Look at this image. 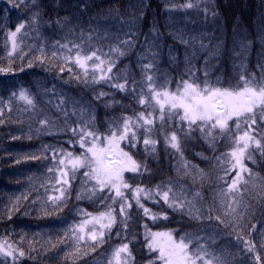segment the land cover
Returning a JSON list of instances; mask_svg holds the SVG:
<instances>
[{"label": "trees", "instance_id": "trees-1", "mask_svg": "<svg viewBox=\"0 0 264 264\" xmlns=\"http://www.w3.org/2000/svg\"><path fill=\"white\" fill-rule=\"evenodd\" d=\"M183 2L184 0H173L174 4ZM37 3L42 7L43 15L35 26L37 30L33 31V28L27 25L30 12L24 6L13 8L7 0H0V68L10 69L7 72H0V111H2L0 115V242L7 241L11 245L9 250H15L13 256L5 257L0 253V264H107L109 260L114 262L113 252L123 243L129 244L134 258V262L130 258V264H149L150 260H155L158 256V253L150 252L147 247L145 237L150 236L152 232H171L178 241L186 234H190L195 240L192 247L203 244L209 252L222 256L226 264H255L253 254L245 251L243 240L238 237L251 239L257 244V250L260 242L264 240V191L259 187L264 181H257L255 189L251 184L240 185L242 188L247 187L248 191L243 193L242 199L237 195L239 207L235 203L232 204L236 212L224 215L225 209L219 192L225 185L218 179L224 176V172L221 167H217L215 157L230 150L232 145L227 139L218 144L215 153L208 149L203 140L185 142V158L206 173L202 181L197 179L193 182L191 178L177 174V159L170 155L174 150L165 147L162 133L157 134L160 143L156 146L154 154L146 153L142 142L131 149L134 159L145 161L149 171L144 172L143 175L130 172L124 174L133 186L139 185L153 191L157 185H167L171 182L178 186L174 188L178 195L179 186H183L188 193L199 192L203 199L197 206H202L205 211L213 209L211 214L214 217L220 215L224 223L215 219L194 221L186 214V209L173 210L159 197L156 198V202L142 199L144 207L149 210L148 214H145L144 209L132 198L130 191L124 189L132 207L126 208V215H121L119 203L112 205L115 208L113 215L116 216V223L110 233L107 229L103 230L106 242L92 251L90 247L92 242L87 238L80 242L70 238V230L75 229L84 220L108 211L106 205L111 204V200L100 203L96 199H89L86 193L84 198L77 199V195L82 192L81 181L84 178L80 172L83 170L77 171L73 179L71 166L59 165L52 159L55 151L56 160L65 159L68 165L66 153L80 155L84 152L77 137L71 131L72 128L79 131L78 117L70 115L65 124L64 117L56 106L60 100H66L67 111L71 113L73 101L79 102V105L86 109L85 120L88 115H94L95 128L105 135L110 121L118 119L121 115L131 116L141 106L132 96L111 88L104 82L84 83L83 76L80 80L75 79L73 73H80L81 70L74 64L68 65L65 61L67 49L61 48L57 41L67 43L72 40L85 47H102L104 52H108L109 41H98L95 39L96 33L93 32V40L89 45L86 43L88 33L92 28H98L101 33L107 30L112 34L119 31L122 25L114 19H104L102 16L95 20L91 18L108 8L125 9L130 3L138 4L139 0H59L58 4L57 0H37ZM77 4L80 5L79 8L76 7ZM84 4H88L89 7L84 8ZM145 4L147 7L144 9L143 32L148 31L149 24L154 18L162 32L167 26L174 30L184 29L188 34L203 31L212 34L214 38L225 39L224 54L218 64L214 62L210 70V79L213 82L219 77L222 82L234 84L238 72L244 71L243 68L233 65L230 53L227 51L232 46V29L238 17L239 27L246 29L245 42L251 41V47L244 61L245 66L250 72H259L256 65L260 59L259 54L264 50V44L261 43L264 38V27H262L264 6L261 0H214L213 6L220 14V18L216 21L210 15L205 21L203 12L197 14L194 9L188 10L190 15H186L182 10L166 11V8L171 7L167 0H145ZM57 13L60 17L66 15L72 17V24L78 25L74 34L69 33L66 27L61 28L59 25L46 23L55 20ZM21 22L26 23V28L17 35L20 47L9 56L8 52L11 51L12 46L8 34ZM81 29L84 31L83 39L80 37ZM24 31L28 34L24 35ZM169 45L173 47L178 63L170 64ZM54 51L55 56L52 55ZM184 51L185 46L167 37L165 32L159 66L161 73H166L169 80L173 81L169 85L172 89L175 88V82H178L180 74L185 71ZM235 59L238 65L241 58ZM29 63L32 64L31 67L28 66ZM126 64L131 65L132 73L139 80L140 71L136 67L135 56L120 60L118 67L123 68ZM69 66L73 69L72 73L68 71ZM196 66L202 69L203 61L197 60ZM60 67H64L65 70L60 72ZM116 71L117 69L114 68L113 73L115 74ZM197 75L203 78L202 71L197 72ZM21 91H25L33 99L34 107L19 99ZM101 91L108 95L98 100L96 96ZM13 93L16 95L14 96ZM88 109L91 111L89 112ZM45 118L53 123L42 125L41 121ZM171 123L169 122V128ZM37 129L40 131L38 132ZM49 131L51 134H46ZM29 136L31 139H28ZM14 137L19 138L14 139ZM44 146H50L46 152L47 159L27 161L22 159L25 154L39 153ZM121 146L128 150L126 142ZM60 149L64 152L61 153ZM198 152H202L208 159L196 155ZM18 159L20 163H17ZM254 159L255 163L245 160V164L257 177H264V157L255 152ZM50 167L53 168L52 172L47 170ZM58 168L67 171L68 176L60 177ZM234 175L233 172L227 178L229 182ZM245 177H248L247 173ZM64 179L69 183H57V180ZM61 188L66 189L70 195L66 202L62 201L65 204L62 210L52 211L53 204L48 197L59 196L58 190ZM119 199L116 198L117 201ZM224 202L232 203L229 200ZM88 213L91 216L86 215ZM153 215L157 218L153 219ZM65 233L69 235L66 237ZM77 243L81 249L78 254L75 252ZM20 250L24 251L23 256L19 255ZM157 264L160 262L157 261Z\"/></svg>", "mask_w": 264, "mask_h": 264}, {"label": "snow or ice", "instance_id": "snow-or-ice-1", "mask_svg": "<svg viewBox=\"0 0 264 264\" xmlns=\"http://www.w3.org/2000/svg\"><path fill=\"white\" fill-rule=\"evenodd\" d=\"M213 2L214 0H184L183 3L174 4L173 0H167L171 7L166 8V11L182 10L186 15H190L188 10L194 9L197 14L203 12L205 21L209 15L216 21L220 18V14L213 6ZM7 3L13 8L24 6L30 12L27 25L32 27L33 31L37 30L35 26L43 15L42 7L37 3V0H7ZM58 3L59 0H57ZM261 4L264 6V0H261ZM83 6L84 8L89 7L88 4ZM76 7L79 8L80 5L77 4ZM146 7L145 0H139L138 4L130 3L125 9L108 8L91 18L95 20L102 16L104 19H114L122 25L119 31L112 34L107 30L101 33L98 28H92L88 33L86 43L89 45L93 40V32L96 33L95 39L98 41H109L108 52H104L102 47H85L72 40L67 43L57 41L61 48L67 49L65 61L68 65L74 64L81 70L80 73H73L75 79L80 80L83 76L84 83L89 81L92 83L104 82L109 87L132 96L141 106L131 116L121 115L118 119L110 121L106 135L95 128L94 115H88L85 120L86 109L79 105V102L73 101L71 113L67 111L66 100H60L56 106L64 117L65 124H67L70 115L78 117L79 131L76 128H72L71 131L77 137L80 148L84 149V152L80 155H74L72 152L66 153L73 179L77 171L83 170L80 172L84 178L81 181L82 192L76 198L82 199L86 193L89 199H96L100 203L111 200V204L106 205L108 211L101 212L99 216L92 217L90 220L86 219L75 229L70 230V238L73 241H85L86 238L91 241L92 251L106 242L103 230L107 229L110 233L116 223V216L113 215L115 208L112 205L119 203L121 215H126V208L132 207L124 189L130 191L132 198L135 199L139 207L144 209L145 214H148L149 210L144 207L142 199L156 202V198L159 197L173 210L184 211L186 209V214L194 221L215 219L224 223L220 215L214 217L211 214L213 209L205 211L202 206H197L198 202L203 199L199 192L188 193L183 186H179L178 195L174 191V188L178 186L171 182L167 185H157L153 191L139 185L133 186L125 178L126 172L143 175L144 172L149 171L145 161L134 159L131 149L142 142L145 152L150 155L154 154L156 146L160 143L157 138L159 133L163 134L165 147L174 150L170 155L177 159V174L181 177H189L193 182L197 179L202 181L206 173L185 158V142L203 140L213 153L217 151L221 141L227 139L231 142L232 146L228 152L215 157L217 167H221L224 172V176H220L218 179L225 185L219 192L225 216L236 212V208L232 207V204L235 203L239 207L240 202L236 199L237 195H240L242 199L243 193L248 191L247 187L242 188L240 185L251 184L255 189L257 181H264V177H257L252 169L245 164V160L255 163V152L264 157V50L259 54L260 59L256 65L259 72H250L244 61L251 47V41L245 42L246 29L239 27V18L237 17L232 29V46L227 51L230 53L233 65L243 68L244 71L238 72L234 84L222 82L219 77L213 82L210 79V70L213 68L214 62L218 64L224 54L225 39L223 37L214 38L212 34L203 31L188 34L184 29L174 30L167 26L162 32L154 18L149 24L148 31L143 32L142 24L145 21L144 9ZM46 23L56 24L61 28L66 27L69 33L73 34L78 27V25L72 24V17L67 15L60 17L58 13L55 20ZM25 28L26 23L21 22L14 31L8 34L12 45L11 51L8 52L9 56H12L20 47L17 35ZM165 32L167 37L185 46L183 60L185 71L180 74L178 82H175L174 89L169 86L173 81L169 80L166 73H161L159 66ZM27 34L24 31V35ZM80 37L81 39L84 37L83 29L80 30ZM261 43L264 44V38ZM41 52L43 54V49ZM52 55L55 56L56 52L54 51ZM133 55L136 67L140 71L139 80L132 73L130 64L124 65L123 68L118 67L120 60ZM168 56L170 64L178 63L171 45L168 46ZM237 57L241 58L238 65L235 59ZM197 60L203 61L202 69L196 66ZM28 66L31 67L32 64L29 63ZM114 68L117 69L115 74L113 73ZM9 70L0 68V72ZM64 70V67H60V72ZM68 71L73 72L71 66L68 67ZM200 71L203 73V78L197 75V72ZM121 80L124 82L121 83ZM226 83L227 86H225ZM13 95L15 96L16 93ZM106 95L108 93L101 91L96 99L99 100ZM19 99L25 101L29 106H35L33 99L25 91L19 93ZM88 111L90 112L91 109ZM0 115H2V111H0ZM169 122H172L170 128ZM49 123L53 122L48 118L41 121L42 125ZM37 131L40 130L37 129ZM46 134H51V132ZM89 137L91 139H88ZM18 138L14 137V139ZM28 139H31V136ZM125 142L128 150L121 146ZM49 148L50 146H44L39 153L25 154L22 159L25 161L47 159L46 152ZM59 151L64 152L63 149ZM196 155L202 159H208L202 152H198ZM52 159L59 165L67 166L65 159L56 160L55 151ZM20 162L18 159L17 163ZM47 170L52 172L53 168L50 167ZM57 171L60 177L68 176V172L63 168H58ZM233 172L235 175L229 182L227 178ZM245 173L248 174L247 178ZM61 182L69 183L67 179L57 180V183ZM259 187L264 191V183H261ZM58 191L60 192L59 196L48 197V200L53 204L52 211L62 210L65 206L62 201L66 202L70 195L66 189L61 188ZM101 193L104 195H100ZM116 198H120L119 201ZM225 200L232 203H225ZM245 206L247 207V205ZM86 215L91 216L90 213ZM10 218L11 216H9ZM152 218L156 219L157 217L153 215ZM165 218L167 217L165 216ZM105 220L106 223L102 222ZM94 221L99 224V230L94 224L93 228L86 232L85 225L92 224ZM68 235L65 233L66 237ZM145 239L149 251L158 253L156 259L150 260L149 264H157V261L160 264H226L222 256L209 252L205 245L196 244L195 247H192L195 240L190 234H186L176 241L171 232H152ZM238 239L243 240L245 251L253 254L255 264H264V240L260 242L259 250H257V244L251 239L242 237H238ZM52 246L54 247L55 244ZM9 249H11V245L7 241L0 242V253L3 256L14 255L15 250L10 251ZM80 251L79 243H77L75 252L78 254ZM19 255L23 256L24 251L20 250ZM130 258L134 262L128 243L121 244L113 252L115 264H130ZM107 264H113V261L109 260Z\"/></svg>", "mask_w": 264, "mask_h": 264}, {"label": "rangeland", "instance_id": "rangeland-1", "mask_svg": "<svg viewBox=\"0 0 264 264\" xmlns=\"http://www.w3.org/2000/svg\"><path fill=\"white\" fill-rule=\"evenodd\" d=\"M67 166H71L70 163ZM92 217H89L88 219L90 220V219H92ZM102 222L106 223L107 221L105 220V221H102ZM94 224H95V227L99 230V224H96L95 221H94L92 224L85 225V231L88 232L89 230H91L93 228ZM113 264H115V261L113 262Z\"/></svg>", "mask_w": 264, "mask_h": 264}]
</instances>
